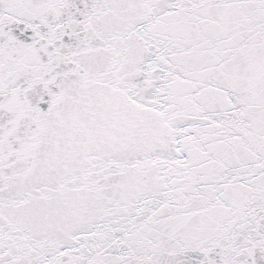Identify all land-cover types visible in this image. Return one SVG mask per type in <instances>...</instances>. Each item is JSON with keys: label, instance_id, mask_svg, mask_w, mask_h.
<instances>
[{"label": "snow or ice", "instance_id": "6c2138e0", "mask_svg": "<svg viewBox=\"0 0 264 264\" xmlns=\"http://www.w3.org/2000/svg\"><path fill=\"white\" fill-rule=\"evenodd\" d=\"M0 264H264V0H0Z\"/></svg>", "mask_w": 264, "mask_h": 264}]
</instances>
